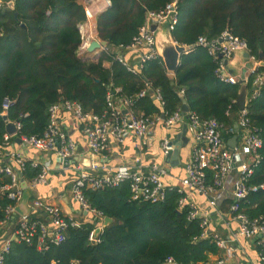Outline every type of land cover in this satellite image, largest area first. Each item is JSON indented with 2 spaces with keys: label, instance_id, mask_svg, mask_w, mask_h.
Instances as JSON below:
<instances>
[{
  "label": "trees",
  "instance_id": "1",
  "mask_svg": "<svg viewBox=\"0 0 264 264\" xmlns=\"http://www.w3.org/2000/svg\"><path fill=\"white\" fill-rule=\"evenodd\" d=\"M171 1L111 0V6L96 18L98 36L111 47L98 61L83 60L78 54L82 44L79 26L87 20L81 0H15L13 9L1 8L0 147L6 139L4 114L21 124L22 134L41 136L50 123L53 104L75 101L86 113L101 115L111 90L120 88L121 94L136 96L147 87L146 82L160 90L164 104L149 93L135 99L137 113L171 114L182 108L185 99L191 112L218 120L226 140L233 137L239 113L233 101L241 85L221 80L219 60L206 47L194 44L200 36L215 39L228 31L246 41L251 54L264 62V0H179L178 22L171 35L179 44L194 46L181 55L173 76L161 55L149 60L141 72H131L112 48L130 45L146 22L147 12L164 9ZM105 61L111 66L106 67ZM252 79L247 85L248 118L259 128L263 147L247 182L257 189L251 188L238 203L242 212L255 218L264 215V188L260 187L264 184V87L252 97ZM5 98L14 100L7 111L3 109ZM39 171L28 161L24 178L31 180ZM7 182L9 177L0 171V184ZM85 196L113 219L98 235L99 242L89 240L94 222L84 221L80 227L69 228L66 240L48 250L12 240L5 264H164L168 257L180 264H200L219 254L211 239L199 238L200 223L188 219V207L180 208L182 194L177 187L168 189L166 199L156 203L131 200L129 182L87 189ZM11 204L0 193V224Z\"/></svg>",
  "mask_w": 264,
  "mask_h": 264
},
{
  "label": "built area",
  "instance_id": "2",
  "mask_svg": "<svg viewBox=\"0 0 264 264\" xmlns=\"http://www.w3.org/2000/svg\"><path fill=\"white\" fill-rule=\"evenodd\" d=\"M15 0L0 1V9L9 6ZM98 0H82L85 8L87 20L94 17L93 5ZM179 0H172L164 9L159 11H148L144 25L139 33L133 38L130 45L125 48L143 47L144 52L140 55L137 64L127 63L121 55L117 58L128 70L133 73L141 72L146 63L160 55L157 48L156 32L150 29L151 24H157L158 28L166 26L170 31L178 22L177 4ZM109 5V1L107 2ZM105 5V8L106 6ZM194 45L206 47L209 53L219 60L217 74L221 80L228 83H239L241 74H235L230 63L238 53H249L247 58L250 67L246 71V83L252 76V97L257 96L264 87V62L252 55L246 41L231 34L228 31L215 39L200 36ZM191 45V46H194ZM87 42H83L81 48H85ZM89 46V44H88ZM188 46V45H186ZM104 52H110V48L102 46ZM219 54H223L222 57ZM227 61V62H226ZM147 87L136 96L121 94V89L111 90L107 97V109L101 115L86 113L82 105L75 101H61L50 107V123L41 136H26L21 133V124L14 121L18 132L15 135L6 136L5 142L0 147V158L3 155L4 147L11 143V138L16 136L21 139V143L26 147L36 149L44 154L40 159H27L23 153L14 154L18 168L4 165L0 161V171L7 174L9 182L0 184V193L6 194L14 204L7 206L6 218L0 226L8 222L16 213V204L24 196L25 188L22 185L24 178L23 171L25 163L31 162L35 168H40L36 177L26 180L27 187L36 188L39 185L48 183L49 175L52 172V163L49 159L50 153H56L61 160L67 164L74 163L78 154L77 144L66 133L59 123V111L65 110L72 114L80 123L81 131L86 136L87 145L90 151V158L84 164L76 165L77 176L72 183L73 198L81 206L82 210L99 218V224L93 228L89 234L92 243L99 242L96 235L97 228L104 229L102 211L94 208L87 197L85 190H97L105 187H116L122 183L129 182L131 200L137 202H163L166 193L171 186H166L163 176L167 169L163 166L146 165L135 168L128 163H120L115 166H107L95 158L102 156L108 149L111 138L115 139L118 145L124 144L126 139L134 134L139 140V147L152 144L155 138L154 127L163 121L165 126L171 128L176 124H184L186 132L193 139L191 155L186 165V175L181 180L178 192L182 194L179 201L180 208L188 207V219L198 220L201 227L199 238L211 239L221 250V255H216V259H208L200 264H232L239 250V238L241 236L255 238L261 246L259 252V264H264V215L250 218L241 211L238 201L244 199L252 187L247 185L249 177L253 174L255 166L261 160L260 150L263 147V140L260 136L259 128L253 125L248 118L247 101L244 109H239L238 113V138L237 144L231 147L224 137V126L215 118L202 119L195 112L190 110L185 112L181 109L171 114L155 113L147 115L137 113L134 109L135 99L144 97L151 93L163 106V98L159 89H153L149 82ZM249 93V91H248ZM182 94V93H181ZM237 104V100L233 101ZM14 104V100L5 98L3 109ZM231 108L228 114L231 113ZM233 132L234 127H233ZM232 138V137H231ZM230 138V139H231ZM13 139V138H12ZM161 147L166 158H170L176 144L169 137L163 138ZM103 157V156H102ZM69 160V163L68 161ZM88 161V162H87ZM264 188V184L260 185ZM256 190L257 187H253ZM190 192H199L210 199L211 208L238 225L232 237L226 238L211 229L210 210H201L195 203L189 200ZM232 200L227 212H223L222 205ZM44 212L49 217V221L38 216ZM82 222L73 217H66L62 209L55 204L43 199H35L32 208L20 216L15 237L19 242L27 244L35 243L41 251L48 250L51 245H60L66 240V232L71 227H80ZM11 243L8 241L0 248V264H5V257L10 252ZM164 264H180L174 258L168 257Z\"/></svg>",
  "mask_w": 264,
  "mask_h": 264
},
{
  "label": "crops",
  "instance_id": "3",
  "mask_svg": "<svg viewBox=\"0 0 264 264\" xmlns=\"http://www.w3.org/2000/svg\"><path fill=\"white\" fill-rule=\"evenodd\" d=\"M107 2L108 0H98L95 2L93 5L94 17L86 20V22L79 26L80 32L82 34V44L83 42H87V46L85 48H81V44L78 51L79 56L83 60L98 61L101 54L104 52L103 48H97L92 52L88 51L87 48L91 41L99 39L96 18L99 13L106 10L108 6ZM105 5H107L106 8ZM166 29V26L159 27L156 31V35ZM112 50L116 51L117 55L120 54L127 63L134 66L137 64L140 55L144 52L143 47H130L125 49L112 48ZM247 63L248 61L245 57V53H238L234 60L230 63V68L235 74L238 75L242 73L244 67L247 66ZM104 65L106 67H110L111 62L105 61ZM171 75L173 76L174 74ZM58 118L63 130H65L69 137L72 138L77 144L78 154L75 158V161L74 163L70 162L67 164L64 162V160H61L56 153H50L49 159L52 163V172L49 175L48 183L46 185H39L36 188H25L24 196H27V201L23 202L22 198L21 201L16 204V208L21 204L24 205V209H28V207L32 208V204L35 199H43L45 201H49V203L58 205L66 217H73L80 220L81 222L93 221L95 228L100 222L99 218H96L92 214L82 210L78 202L74 200L72 194V183L78 173L76 170V165L84 164L86 163V160H89L90 158V151L87 145L86 136L81 131L80 123L75 117L72 116V114L66 112L65 110H60ZM184 129V124H176L171 128H168L165 126L163 121H160L154 127L155 138L152 141V144L145 145L140 148L139 140L134 134H131V136L128 137L122 145H118L115 139L111 138L108 149L102 154L103 157L100 156L95 159L107 166H115L124 162L134 166L135 168L143 166L145 169H147L145 167L146 165L163 166L168 172L163 176L166 186L177 187L186 175V165L189 161L192 152L191 148L193 146V139H190L187 132L186 136L188 138V142L183 140L185 136L183 134ZM6 136L10 137L7 132ZM165 137H169L173 141L177 140V142L183 145L180 148L177 159L172 158L173 153L170 158H166L164 156L161 142ZM12 138L13 139L11 143L4 147L3 155L0 158L2 164L17 169L18 165L14 158V154L17 153H23L27 159L32 160H41L44 157L42 152L30 147H26L22 143H18L15 140L17 138L16 136ZM189 200L195 203L203 211L210 210L212 230L218 232L220 235L226 238L233 236L235 233L234 231H236L234 229L237 228L238 225L236 222L231 221L228 216L225 217L224 213L220 215V213L216 212L218 210L211 208L210 199L208 197L199 192H190ZM229 204V202H225L222 205L223 212H227ZM36 215H39L43 217L42 219L49 221V217L45 215L44 212L39 214L34 213L33 216ZM20 216L21 213L16 210L14 216L8 222L0 226V248H2L8 241L11 243L12 240H17L15 237V231ZM238 246L239 250L236 254V257L232 261V264H259V252L261 246L255 238L241 236L239 238ZM218 255H221V250H219ZM216 258V255L210 256V259L214 260Z\"/></svg>",
  "mask_w": 264,
  "mask_h": 264
},
{
  "label": "water",
  "instance_id": "4",
  "mask_svg": "<svg viewBox=\"0 0 264 264\" xmlns=\"http://www.w3.org/2000/svg\"><path fill=\"white\" fill-rule=\"evenodd\" d=\"M108 1H109V5L107 6V8H109L111 6V0H108ZM14 6H15L14 1L9 3V7L11 9H13ZM15 15H17V14L15 13ZM150 29L152 31L156 32L158 29V25L157 24H151ZM156 38H157V41H156L157 48H158L160 55L162 56V58L164 60V64L166 66V69L168 70L169 73L174 74L178 68L179 63H180L181 55L184 53H187L193 46L182 45V44H179L178 42L174 41L172 38V35H171V31L168 28L162 32H159V34L156 35ZM102 46H107L110 48V46L108 45V42L99 37V39L91 41L87 49H88V51L92 52L97 48H101ZM219 56L222 57L223 54H219ZM245 56L247 58H249L250 54L246 53ZM249 67H250V64L247 63V66L244 69V71L241 75V78L239 80V84L241 85L240 93H239V96L237 98V106L239 109H244L245 104H246L248 87H247V83H246V74L245 73ZM182 110L185 112L189 111V107H188L185 99H183ZM3 118L6 122V124H5L6 125V132L9 135H15L18 132L16 123L9 121L7 118V115H5V114L3 115ZM234 131H235L234 136L228 141V144L231 147H234L237 144L238 123L234 124ZM183 134L185 135L183 140H185V142H188V138L186 136V129L183 130ZM15 140L18 143H21L20 138L17 137ZM173 142L176 144V148L173 151V157L172 158L177 159L179 156L180 148L183 145L181 143L177 142V140H174ZM67 161L69 163V160H67ZM22 185L24 188H27V183H26L24 178H22ZM26 199H27V196H24L22 199L23 202L27 201ZM16 210L19 211L21 213V215H24L30 210V208L28 207V209H24V205L21 204V205H19V207L16 208ZM45 215H47V214H45ZM112 221H113V219L111 217L105 216L103 219L104 227L111 224ZM100 233H101V228H97L96 235H99Z\"/></svg>",
  "mask_w": 264,
  "mask_h": 264
},
{
  "label": "rangeland",
  "instance_id": "5",
  "mask_svg": "<svg viewBox=\"0 0 264 264\" xmlns=\"http://www.w3.org/2000/svg\"><path fill=\"white\" fill-rule=\"evenodd\" d=\"M234 66H235V64H234ZM189 137H190V139L192 138L190 135H189Z\"/></svg>",
  "mask_w": 264,
  "mask_h": 264
}]
</instances>
